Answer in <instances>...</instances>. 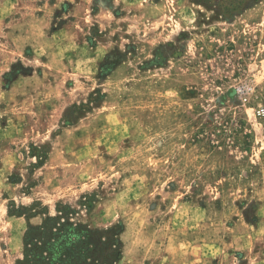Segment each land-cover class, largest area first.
<instances>
[{"label":"rangeland","instance_id":"374dc122","mask_svg":"<svg viewBox=\"0 0 264 264\" xmlns=\"http://www.w3.org/2000/svg\"><path fill=\"white\" fill-rule=\"evenodd\" d=\"M258 107L264 0H0V264L59 202L114 264H264Z\"/></svg>","mask_w":264,"mask_h":264},{"label":"trees","instance_id":"16d2710c","mask_svg":"<svg viewBox=\"0 0 264 264\" xmlns=\"http://www.w3.org/2000/svg\"><path fill=\"white\" fill-rule=\"evenodd\" d=\"M211 1L212 0H208ZM246 0H226L245 2ZM85 205L83 200L79 202ZM46 214L37 224L30 223L33 213L22 209L9 214L25 216L27 226L22 238L21 256L15 264H114L121 256V242L109 229H95L78 217L69 203H56L54 213Z\"/></svg>","mask_w":264,"mask_h":264},{"label":"built area","instance_id":"2783aa9c","mask_svg":"<svg viewBox=\"0 0 264 264\" xmlns=\"http://www.w3.org/2000/svg\"><path fill=\"white\" fill-rule=\"evenodd\" d=\"M242 91V93H243V90H241ZM244 100H245V98H244ZM256 114L258 115V116H262V115H264V108L263 107H258L257 109H256Z\"/></svg>","mask_w":264,"mask_h":264}]
</instances>
